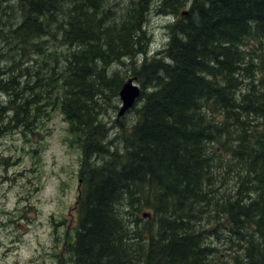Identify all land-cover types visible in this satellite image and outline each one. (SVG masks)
I'll return each mask as SVG.
<instances>
[{
    "label": "trees",
    "instance_id": "trees-1",
    "mask_svg": "<svg viewBox=\"0 0 264 264\" xmlns=\"http://www.w3.org/2000/svg\"><path fill=\"white\" fill-rule=\"evenodd\" d=\"M15 1L0 118L32 131L59 108L81 150L77 221L56 264H264V0ZM152 9L173 20L149 55ZM125 60L141 93L132 121L114 125L119 146L102 116Z\"/></svg>",
    "mask_w": 264,
    "mask_h": 264
},
{
    "label": "rangeland",
    "instance_id": "rangeland-1",
    "mask_svg": "<svg viewBox=\"0 0 264 264\" xmlns=\"http://www.w3.org/2000/svg\"><path fill=\"white\" fill-rule=\"evenodd\" d=\"M15 2L0 0V22L4 28L0 32L1 54L6 53L5 47L8 44L6 29L18 20V16H12L9 8ZM127 3L130 2L119 0L115 8L122 11ZM172 20L173 17L156 13L154 9L149 13L146 24L149 32L146 36L149 55L164 47L168 37L167 24ZM69 48L62 39L56 44L57 50ZM142 57L139 56L140 60ZM37 58L36 54L30 56L29 64L32 67H36ZM5 59L6 56L2 57V65H5ZM131 68L127 60L125 63L115 61L112 64V69L125 74L124 81L134 78ZM134 82L138 83L137 80ZM7 98L3 93V97L0 95V102L6 104ZM110 101L115 107L107 103L102 119L109 127V139H114L117 133L114 140L121 146V130L117 131L114 125L119 120L130 123L135 116L133 108L138 106L139 101L120 117L118 112L122 100L119 93L112 96ZM2 119L0 118V264H56L55 253L62 254L65 232L74 229L77 221L75 205L79 196L81 150L70 143L69 122L59 108L49 110L32 131L8 128L5 122L7 113ZM221 171L224 172V184H229L235 176L233 170L225 166ZM231 188H236V185H231ZM218 189L220 192L223 190L220 185ZM151 212L149 208L141 210L138 214L144 220L140 219L139 223L145 225L151 220ZM215 226L212 223L208 227L213 231L211 245L218 248V251L222 250L219 253L224 256L229 244L216 237Z\"/></svg>",
    "mask_w": 264,
    "mask_h": 264
},
{
    "label": "water",
    "instance_id": "water-1",
    "mask_svg": "<svg viewBox=\"0 0 264 264\" xmlns=\"http://www.w3.org/2000/svg\"><path fill=\"white\" fill-rule=\"evenodd\" d=\"M141 88L138 84L133 82V79L130 78L128 81L124 82L119 95L122 100V105L118 112V115H123L128 109H130L139 97ZM81 181V180H80Z\"/></svg>",
    "mask_w": 264,
    "mask_h": 264
}]
</instances>
